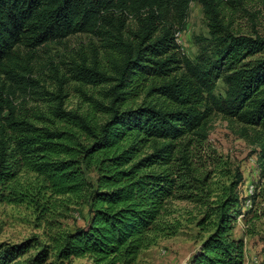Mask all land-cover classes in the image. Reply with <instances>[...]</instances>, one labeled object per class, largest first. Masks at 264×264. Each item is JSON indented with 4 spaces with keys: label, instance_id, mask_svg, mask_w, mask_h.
<instances>
[{
    "label": "trees",
    "instance_id": "16d2710c",
    "mask_svg": "<svg viewBox=\"0 0 264 264\" xmlns=\"http://www.w3.org/2000/svg\"><path fill=\"white\" fill-rule=\"evenodd\" d=\"M240 2L0 0V72L22 94L34 81L16 63L18 49L33 55L76 34L99 42L90 62L71 63L69 77L54 69L58 92L47 113L21 115L0 93V204L19 200L15 182L26 169L44 197L55 200L40 218L65 203L85 204L89 214L84 228L60 233L50 244L36 237L0 243V264L82 258L136 264L142 251L175 234L177 227L167 221L172 202L195 207L196 226L208 229L188 264H243L244 243L233 237L234 224L240 216H251L249 226L264 218L252 211L264 191L254 192L250 209L242 211V175L236 172L213 198L210 176L194 163L210 119L221 116L257 149L264 179V36L231 29L229 12L241 11ZM191 3L201 7L208 31L193 59L176 42ZM70 80L85 97L80 88L108 86L102 91L106 102L87 97L93 113L106 117L102 123L63 108V86ZM219 83L222 94L216 93ZM90 172L94 182L87 179Z\"/></svg>",
    "mask_w": 264,
    "mask_h": 264
},
{
    "label": "rangeland",
    "instance_id": "374dc122",
    "mask_svg": "<svg viewBox=\"0 0 264 264\" xmlns=\"http://www.w3.org/2000/svg\"><path fill=\"white\" fill-rule=\"evenodd\" d=\"M238 8L241 11L231 13L229 26L234 32L254 35L256 32L264 36V0H241ZM228 9L233 10L230 7ZM206 21L201 7L196 3L189 5V16L184 32L177 35L180 51L187 58L193 59L199 50L203 38H207ZM97 39L87 34H76L60 42H53L37 48L33 55L27 50L18 49V65H24L25 77L34 82L29 84L31 90L22 94L18 86L11 82L7 75L0 72V93L8 96L16 112L31 116L33 113H47L49 106L55 104L54 97L58 92L56 83L57 69L59 75H67L71 63H79L81 59L89 62L94 53L99 51ZM98 60H101L97 56ZM79 84L70 80L63 86L65 96L62 100L66 111L88 115L94 123H102L106 117L100 112L93 113L87 97L104 101L102 91L108 86H86L80 88L86 97L79 92ZM224 86L219 83L216 93H223ZM6 113V112H5ZM239 127L221 116H213L208 124V135L204 145L195 153V166L201 175H209L215 198L221 186L227 185L230 179L239 172L242 183L238 187L239 196L244 199L242 211L250 209L249 197L259 190L264 191V179L260 176L257 150L238 136ZM83 137V136H82ZM87 179L95 180L90 172ZM19 197L17 202L0 204V243L19 244L36 237L38 241L50 244L52 238L63 232H73L84 228L88 222V208L85 204L65 203L62 207L50 208L40 218L45 207H51L54 199L44 197L35 176L26 169L21 170L16 178ZM170 221L177 227L175 234L168 238H159L156 243L142 251L136 264H188L192 255L198 250L208 232L196 226L199 219L198 210L184 202H172L168 208ZM254 214L261 217L264 212V193L255 200L252 206ZM249 217L240 216L234 224L233 237L242 239L244 243L243 264H264V218L248 225ZM33 253V252H31ZM70 264H90L86 258L73 259Z\"/></svg>",
    "mask_w": 264,
    "mask_h": 264
},
{
    "label": "bare ground",
    "instance_id": "6f19581e",
    "mask_svg": "<svg viewBox=\"0 0 264 264\" xmlns=\"http://www.w3.org/2000/svg\"><path fill=\"white\" fill-rule=\"evenodd\" d=\"M177 42V41H176Z\"/></svg>",
    "mask_w": 264,
    "mask_h": 264
}]
</instances>
